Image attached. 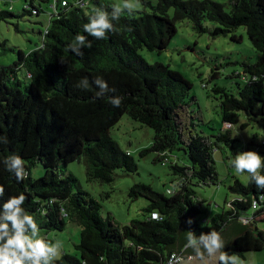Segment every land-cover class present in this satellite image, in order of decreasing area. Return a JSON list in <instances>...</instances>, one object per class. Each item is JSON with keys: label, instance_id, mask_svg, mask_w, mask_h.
<instances>
[{"label": "trees", "instance_id": "16d2710c", "mask_svg": "<svg viewBox=\"0 0 264 264\" xmlns=\"http://www.w3.org/2000/svg\"><path fill=\"white\" fill-rule=\"evenodd\" d=\"M29 1L17 14L0 9V22L39 17L46 13L43 4L51 0ZM77 1L51 2L53 14L39 33L36 49L26 54L10 48L17 60L0 68V257L7 254L12 264L17 259L20 264H165L177 254L166 247L177 241L182 223L189 234L179 252L185 255L237 221L256 232L239 236L223 253L221 264H237L235 257L264 252V187L253 173L247 184L233 177L227 208L204 222L198 219L201 203L196 191L220 184L215 147L237 142L224 125L245 130L252 122H264V0H231L230 10L213 0H138L144 9L139 12L117 9L104 0H88L86 6ZM102 18L108 25L98 29L103 38L84 30ZM183 21L197 34L231 35L236 42L240 38L235 33L245 27L259 55L257 62H243V72L234 73V92L213 87L223 125L216 145L198 133L187 135L185 111L195 101L192 84L169 66L151 64L140 54L143 49L165 51L177 35L176 23ZM209 23L218 26L211 29ZM241 113L247 116L242 124ZM124 116L153 130L152 145L140 156L156 153L155 162H168L175 178L171 193L134 184L131 200L148 201L144 218L119 227L103 217L102 203L67 167L83 161L89 180L104 184L113 183L118 171L137 174L138 161L111 136ZM259 151L263 158L257 173L264 177V141ZM185 159L188 164H180ZM37 165L44 174L34 179ZM21 195L24 200L14 204ZM153 211L159 219L152 218ZM69 223L81 227L78 255L65 253L48 263V234L64 231ZM17 239L23 249L9 243Z\"/></svg>", "mask_w": 264, "mask_h": 264}, {"label": "rangeland", "instance_id": "374dc122", "mask_svg": "<svg viewBox=\"0 0 264 264\" xmlns=\"http://www.w3.org/2000/svg\"><path fill=\"white\" fill-rule=\"evenodd\" d=\"M5 1L0 0V9L11 10L15 14L30 3L29 0H7L6 5ZM104 1L120 10L126 8L136 12L144 10L142 3L138 0ZM213 1L224 4L227 10L231 9V0ZM51 2L55 3L56 0L44 3L46 13L39 17L25 16L11 19L9 22H0V68L12 66L17 60V54L10 48L22 50L26 54L36 49L40 43L39 33L45 31L46 24L53 14ZM16 25L20 32L16 30ZM208 26L213 29L218 25L209 23ZM176 27L177 35L165 51L158 53L143 49L140 54L151 64L162 63L169 66L171 70L181 73L192 84L191 96L195 98V101L187 106L185 111L189 128L187 135L190 131L193 134L198 133L216 145V137L223 125L219 95L213 91V87L218 85L234 92L236 81H238L233 78L234 73L243 72V62H257L259 55L252 46L245 27L239 28L235 33L240 38L238 42L233 41L231 35L213 38L210 34H197L188 21L178 22ZM4 42L6 46H2ZM215 73L218 75L213 79L212 76ZM240 116L241 124L247 122V116L244 113ZM230 130L233 139L237 142L232 147L219 144V148L215 147L213 152L220 184L196 188L198 200L201 203V214L198 219L202 222L222 212L223 208H227L226 202H230L233 198L228 190L229 185L234 181L233 177H237L243 184L248 183L251 172L248 169L237 172L236 159L240 157L247 159V153L254 152L259 157L261 165L263 156L259 147L264 141V122H252L245 130H242L240 125H235ZM153 135L152 129L141 126L128 116H124L111 130V136L124 150L131 152L139 164L137 174L125 175L122 171H118L115 181L111 184L89 180L83 161L71 163L67 167L68 171L79 180L81 187L102 203L103 217H110L119 227L144 218V209L148 206V201L143 198L131 200L129 190L134 184H148L163 192L173 188L172 181L175 176L168 162H155L157 154L153 152L147 153L144 157L140 156L142 150L151 147ZM171 159L175 160L173 157ZM182 163L188 164L186 159L184 162L180 161V164ZM260 169L261 166L256 172ZM43 174L41 165L32 169L34 179L42 177ZM261 226L264 229V223ZM80 233L81 227L73 223L67 224L62 232L49 233L50 256L47 262L60 260L65 253L78 255L76 245L79 244ZM233 261L237 264H264V252H250L244 259L235 257Z\"/></svg>", "mask_w": 264, "mask_h": 264}, {"label": "water", "instance_id": "95a60500", "mask_svg": "<svg viewBox=\"0 0 264 264\" xmlns=\"http://www.w3.org/2000/svg\"><path fill=\"white\" fill-rule=\"evenodd\" d=\"M255 231L251 225L241 226L240 221L230 224L217 238L198 246L185 255L179 254L182 246L187 242L189 234L182 223L176 242L166 247L169 253H177L184 259L179 264H221V258L227 248L246 231ZM256 232V231H255Z\"/></svg>", "mask_w": 264, "mask_h": 264}, {"label": "clouds", "instance_id": "9594fccd", "mask_svg": "<svg viewBox=\"0 0 264 264\" xmlns=\"http://www.w3.org/2000/svg\"><path fill=\"white\" fill-rule=\"evenodd\" d=\"M102 27H108V25L105 23L104 19L102 18L99 22H94L91 25H85L84 26V30L85 31H89L92 35L98 37V38H103L104 34L102 31H99L98 29L102 28ZM95 30V31H94ZM78 39L81 40V42H83L84 37L83 36H79ZM90 46V45H89ZM120 106V102L116 101L115 102V107H119ZM16 163L19 164L20 161L19 159L16 160ZM260 166V160L259 157L254 153V152H249L247 153V159H245L244 157H240L239 159L235 160V169L237 172H243L244 169H248L249 172L254 174V179L256 180V183L262 187H264V177L260 176L256 170L259 168ZM17 175H20V178L23 179L24 177L20 174L17 173ZM3 189L0 188V191H2ZM262 199H264V197H262ZM24 200V196L21 195L19 200H13L14 204H18L21 201ZM253 206L255 207L256 204L255 202H253ZM153 219H159V213L156 211H153V213L151 214ZM10 244H15L17 247L23 249V244L22 242L17 239L16 241H10ZM39 248V253L40 254H44V248L42 245H38ZM27 254V253H26ZM13 256H15V253L12 254ZM0 264H12V260H10L8 258V255H4L2 257H0ZM16 264H20V260L17 259L16 260Z\"/></svg>", "mask_w": 264, "mask_h": 264}, {"label": "built area", "instance_id": "2783aa9c", "mask_svg": "<svg viewBox=\"0 0 264 264\" xmlns=\"http://www.w3.org/2000/svg\"><path fill=\"white\" fill-rule=\"evenodd\" d=\"M89 3L88 0H78L77 4L80 6H86ZM225 128L230 129L232 128L230 124H226ZM168 193H171L170 190H168ZM256 206H252L253 210H257L259 208L257 202H255ZM247 222V221H244ZM184 259V257H181L178 254H173L170 256V258L168 259V261L165 264H179L182 260Z\"/></svg>", "mask_w": 264, "mask_h": 264}, {"label": "crops", "instance_id": "0c3cea01", "mask_svg": "<svg viewBox=\"0 0 264 264\" xmlns=\"http://www.w3.org/2000/svg\"><path fill=\"white\" fill-rule=\"evenodd\" d=\"M227 203V202H226ZM224 209V208H223ZM263 218H264V215H263Z\"/></svg>", "mask_w": 264, "mask_h": 264}]
</instances>
